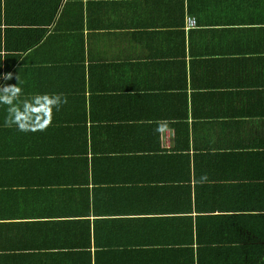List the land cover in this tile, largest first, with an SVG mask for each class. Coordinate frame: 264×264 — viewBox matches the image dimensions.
Segmentation results:
<instances>
[{"label": "crops", "instance_id": "obj_1", "mask_svg": "<svg viewBox=\"0 0 264 264\" xmlns=\"http://www.w3.org/2000/svg\"><path fill=\"white\" fill-rule=\"evenodd\" d=\"M17 76L68 102L0 105V264H264V0H0Z\"/></svg>", "mask_w": 264, "mask_h": 264}, {"label": "clouds", "instance_id": "obj_2", "mask_svg": "<svg viewBox=\"0 0 264 264\" xmlns=\"http://www.w3.org/2000/svg\"><path fill=\"white\" fill-rule=\"evenodd\" d=\"M11 72L3 79L11 81ZM16 84H0V105L7 106L4 126L16 127L20 132H38L46 130L53 122L55 111L67 104V96L63 93H43L24 96L20 86V76L15 77ZM156 131L165 133L168 129L167 121H157ZM209 182L207 174L200 176L197 183Z\"/></svg>", "mask_w": 264, "mask_h": 264}, {"label": "built area", "instance_id": "obj_3", "mask_svg": "<svg viewBox=\"0 0 264 264\" xmlns=\"http://www.w3.org/2000/svg\"><path fill=\"white\" fill-rule=\"evenodd\" d=\"M197 24V21L194 17H188L187 18V28H194Z\"/></svg>", "mask_w": 264, "mask_h": 264}]
</instances>
